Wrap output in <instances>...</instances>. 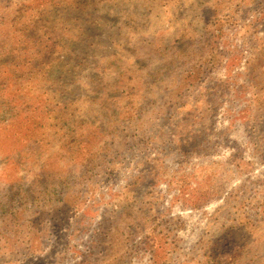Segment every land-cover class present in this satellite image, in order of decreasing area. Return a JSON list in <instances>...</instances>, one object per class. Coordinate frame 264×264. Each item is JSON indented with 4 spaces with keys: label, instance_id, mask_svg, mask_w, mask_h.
<instances>
[{
    "label": "rangeland",
    "instance_id": "374dc122",
    "mask_svg": "<svg viewBox=\"0 0 264 264\" xmlns=\"http://www.w3.org/2000/svg\"><path fill=\"white\" fill-rule=\"evenodd\" d=\"M0 264H264V0H0Z\"/></svg>",
    "mask_w": 264,
    "mask_h": 264
}]
</instances>
